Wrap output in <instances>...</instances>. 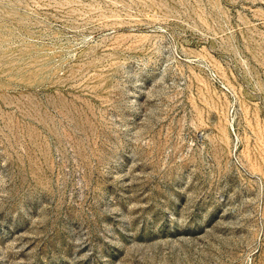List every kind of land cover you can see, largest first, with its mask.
<instances>
[{
    "label": "rangeland",
    "instance_id": "1",
    "mask_svg": "<svg viewBox=\"0 0 264 264\" xmlns=\"http://www.w3.org/2000/svg\"><path fill=\"white\" fill-rule=\"evenodd\" d=\"M0 264H264V0H0Z\"/></svg>",
    "mask_w": 264,
    "mask_h": 264
}]
</instances>
